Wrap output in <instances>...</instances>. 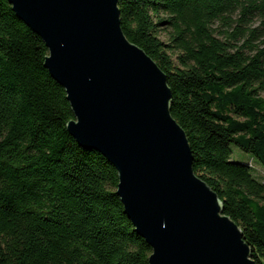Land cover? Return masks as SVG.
<instances>
[{
	"label": "trees",
	"instance_id": "obj_1",
	"mask_svg": "<svg viewBox=\"0 0 264 264\" xmlns=\"http://www.w3.org/2000/svg\"><path fill=\"white\" fill-rule=\"evenodd\" d=\"M117 4L126 38L167 76L193 172L264 264V181L231 148L264 171V0ZM256 17L261 25L251 27ZM46 55L40 36L0 0V264H149L151 247L116 193V169L67 131L74 116Z\"/></svg>",
	"mask_w": 264,
	"mask_h": 264
},
{
	"label": "water",
	"instance_id": "obj_2",
	"mask_svg": "<svg viewBox=\"0 0 264 264\" xmlns=\"http://www.w3.org/2000/svg\"><path fill=\"white\" fill-rule=\"evenodd\" d=\"M47 48L79 146L116 169V193L151 247L149 264H257L217 193L192 169L171 89L157 63L124 35L118 0H7Z\"/></svg>",
	"mask_w": 264,
	"mask_h": 264
},
{
	"label": "rangeland",
	"instance_id": "obj_3",
	"mask_svg": "<svg viewBox=\"0 0 264 264\" xmlns=\"http://www.w3.org/2000/svg\"><path fill=\"white\" fill-rule=\"evenodd\" d=\"M258 25H261V19L256 17L252 20L251 27H256ZM163 26L164 25L159 26L160 29H159L158 36L162 41L168 42L167 34H166V31H165ZM263 30H264V28H263ZM177 54H178V50H175V49L170 50V55H171V58H172L175 65H178L177 59H176ZM262 94H264V93H262ZM231 148H232V152H233V155H232L233 160L240 161V162H249L253 166V169H254L253 173L255 174V176H257L258 179H260V178L264 179V171L261 169V167L258 164H256L250 158L249 154L242 152V151H239L238 147H236L234 144L231 145Z\"/></svg>",
	"mask_w": 264,
	"mask_h": 264
},
{
	"label": "built area",
	"instance_id": "obj_4",
	"mask_svg": "<svg viewBox=\"0 0 264 264\" xmlns=\"http://www.w3.org/2000/svg\"><path fill=\"white\" fill-rule=\"evenodd\" d=\"M262 181H264V179H262Z\"/></svg>",
	"mask_w": 264,
	"mask_h": 264
}]
</instances>
